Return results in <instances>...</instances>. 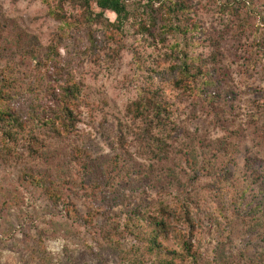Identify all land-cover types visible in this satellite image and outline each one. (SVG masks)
Listing matches in <instances>:
<instances>
[{
  "label": "rangeland",
  "instance_id": "obj_1",
  "mask_svg": "<svg viewBox=\"0 0 264 264\" xmlns=\"http://www.w3.org/2000/svg\"><path fill=\"white\" fill-rule=\"evenodd\" d=\"M136 1L126 0L129 17L120 33L111 25L112 12L94 17L100 10L93 3L94 21L81 25L84 10L64 0H0V81L18 91L11 111L28 112L29 99L46 96L49 102L41 82H49L47 91L64 81L75 83L85 103L69 139H50L39 127L28 126L17 131L15 141H0V264H130L128 251L135 243L130 232L137 231L131 220L137 222L143 203L164 204L168 237L161 243L169 250L182 252V240L191 239L208 261L217 243H230L231 234L236 251L246 247L238 242L248 223L261 216L249 212L247 203L264 201L249 174L250 168L264 173L260 18L239 21L222 11L223 0H170L186 7L179 25L195 26L186 35L163 39L160 13ZM256 5L263 9L264 0ZM52 9L73 25L54 18ZM138 24L156 37L143 35ZM172 50L206 67L219 61V98L202 104L201 97L173 87L178 75L171 68ZM145 88L161 90L176 126L161 159L145 153L138 138L141 122L128 113ZM31 132L44 140L40 145L45 144L48 157L28 153ZM127 167H137L138 173L130 177ZM29 172L57 177L61 200L52 201L25 179ZM168 173L178 182L170 183ZM112 232L120 246L110 241ZM248 246L264 253L263 239ZM234 258V264H245Z\"/></svg>",
  "mask_w": 264,
  "mask_h": 264
},
{
  "label": "trees",
  "instance_id": "obj_2",
  "mask_svg": "<svg viewBox=\"0 0 264 264\" xmlns=\"http://www.w3.org/2000/svg\"><path fill=\"white\" fill-rule=\"evenodd\" d=\"M43 1L45 3L47 2V0ZM62 1L63 0H59V3ZM64 1L84 10L85 13H83L82 16L84 22L83 24L80 22L81 25L85 23L90 25L94 21V17L100 18L103 12L109 11L116 16L115 23L111 25L116 26V30L120 33H124L122 25L127 17H129L126 0ZM90 3H93L96 8L100 10L99 14L94 17L90 13ZM256 3L257 0H223L221 9L225 13L236 16L239 21H242V17H244V23H248L249 19H256L259 17L263 25L262 31L264 32V14H262L264 8L260 9ZM136 5L144 10L150 9L160 13L162 25L160 26L161 31L158 33V36L163 37V39L167 34L173 35L174 33H179L186 35L191 32L195 26L192 24L190 27L185 24L179 25V21H183L184 19L183 13L186 7L177 2H172L170 0H137ZM50 14L67 27L73 25L64 20L62 14H56L53 9L50 11ZM137 27L143 35L146 34L148 37H156L153 32L147 29L143 24H138ZM213 42L214 45L218 46L216 41ZM57 49L58 48L55 47V53ZM1 53L2 51L0 50V54ZM172 53L176 56L174 58L176 61L171 68H173L178 75V78L172 82L174 88L189 91L193 96L201 97L200 101L202 104L203 101L209 103V101L219 98V87L221 85V80L219 79V68L221 64H219V61H214L209 64V67H206L203 63L188 58L185 52L172 50ZM52 68L58 70L56 65H53ZM201 77H204L205 80H203L202 83L197 82ZM48 83L49 82L44 86V82H41V91L46 93L49 102L46 96H42L38 98V100L29 99L27 102L29 110L28 112H23L20 108H17L16 111H11L9 103L11 100H15L14 96L18 91L15 87H12L11 82L0 81V141L7 142L4 138L15 141L16 136L18 138V132L24 131L28 126L30 128L34 126L39 127L50 139H69L74 135L77 123L79 122L78 115L80 109L85 104L84 100L81 98V89L75 83L64 81L62 84H57L56 89L52 88L47 91ZM139 95V98L129 105L128 113L132 116L133 120H139L141 122L138 138L144 142V148L146 149L145 153L152 159H161L166 157L168 152L167 140L171 137V132L175 131L176 127L170 117L168 99L164 97L163 93L158 88H145ZM16 128L17 130H15ZM22 140H24L23 136ZM27 142L29 143L26 144L28 153L33 158L42 159L43 157L46 158L49 156L45 144H42V146L40 145L44 140H40L39 136L33 135V132L29 135ZM185 156H188V154H185ZM113 161L116 162L115 158ZM249 161L250 160L246 163V169L248 170L249 167H247V165H249ZM193 163H196L195 158ZM127 170L130 177L132 174L138 173L137 167H127ZM249 174L251 175L250 178L252 181H254L253 183L258 186L262 198L264 192V173L258 172L256 175L255 171L250 168ZM48 177L51 179V176L47 172L36 176L31 172L24 174L25 179L43 188L48 198L57 202L61 200L59 192L61 184L59 180L54 182L57 177L54 180H50ZM167 177L172 184L178 182L175 174L168 173L166 178ZM247 191L249 192L251 190L249 189ZM242 194L244 193L242 192ZM255 200L258 199L248 201L247 206L249 212L253 214L260 212L261 216L257 221L248 223L247 230L243 233V240L238 242V244H246V247L236 251L233 248V244L236 243V236L231 234L227 236L230 243H217L212 253V258L208 261L201 257V250L191 242V239L189 241L182 240V252L169 250L164 247L161 243V238L167 239L168 237L165 217L161 218L165 211V206L164 204L156 206L154 204L143 203L145 208L144 210H138L140 212L137 215V222H134L133 219L131 220V223H133L137 231L130 232V234L133 235L132 241L135 243L132 244L129 251L128 249L125 251V254L128 251V254L132 255V259H129L128 262L130 264H140L151 260L152 264H234V257H238L245 261V264H264V253L260 250L252 251L248 246L255 238L264 240V201L259 200L257 203H253ZM153 213L157 215L154 216ZM261 219H263L262 222L260 221ZM255 230H261L262 233L258 232L257 235L255 234L256 232H254ZM115 233L112 232L114 237L109 239L114 245L120 246L121 243L117 240ZM259 234H263V236ZM229 252L231 254H229Z\"/></svg>",
  "mask_w": 264,
  "mask_h": 264
}]
</instances>
